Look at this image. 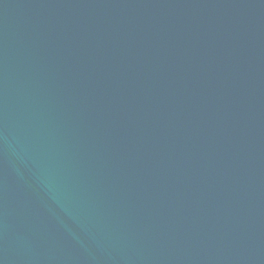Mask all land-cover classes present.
I'll use <instances>...</instances> for the list:
<instances>
[{"label": "water", "instance_id": "obj_1", "mask_svg": "<svg viewBox=\"0 0 264 264\" xmlns=\"http://www.w3.org/2000/svg\"><path fill=\"white\" fill-rule=\"evenodd\" d=\"M0 264H264V0H0Z\"/></svg>", "mask_w": 264, "mask_h": 264}]
</instances>
